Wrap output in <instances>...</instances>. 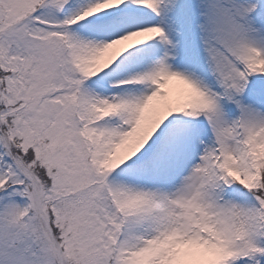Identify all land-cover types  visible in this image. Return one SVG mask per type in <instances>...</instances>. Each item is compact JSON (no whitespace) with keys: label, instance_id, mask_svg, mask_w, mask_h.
<instances>
[{"label":"snow or ice","instance_id":"1","mask_svg":"<svg viewBox=\"0 0 264 264\" xmlns=\"http://www.w3.org/2000/svg\"><path fill=\"white\" fill-rule=\"evenodd\" d=\"M0 264H264V0H0Z\"/></svg>","mask_w":264,"mask_h":264}]
</instances>
